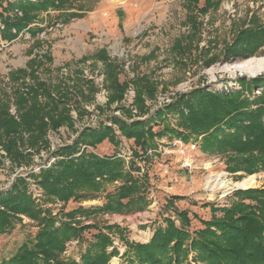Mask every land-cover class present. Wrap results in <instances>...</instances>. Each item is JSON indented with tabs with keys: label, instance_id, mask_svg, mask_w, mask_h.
<instances>
[{
	"label": "trees",
	"instance_id": "obj_1",
	"mask_svg": "<svg viewBox=\"0 0 264 264\" xmlns=\"http://www.w3.org/2000/svg\"><path fill=\"white\" fill-rule=\"evenodd\" d=\"M77 1L0 0V36L6 41L25 32L36 36L44 30L37 25L45 21L44 12L65 11ZM201 1L185 0L192 34L177 39L174 46L176 53L190 59L198 48L199 17L218 3L204 0L201 6ZM263 47L264 21L255 15L237 30L220 53L228 61L233 57L254 56ZM205 52L200 55L202 50L197 51L199 60L205 64L220 58L215 53L209 55V48ZM98 56L106 64L112 92L106 108L99 106V111L104 114L112 110L113 103L122 102L130 86L135 96L130 106L119 103L96 126L76 129L71 111L76 109L79 119H83L90 113L83 102H91L99 88L93 79L84 78L77 83L42 79L39 70L53 61L49 50L42 55L35 53L26 68L10 72V80L18 87L11 96L8 93L0 96V145L19 166L29 165L33 155L43 150L54 161L39 170L31 168L26 176L19 174L10 187L0 190V233L11 230L23 217L38 227L33 240L24 242L0 264H110L114 257H120L123 264H264V186L236 189L224 203L206 202L205 206L211 210L208 219L195 213L191 216L189 209L178 208L175 202L183 197L172 195L166 206L174 215L164 217L165 224L159 225L147 242L131 240L120 224H83L77 219V216L130 214L146 209L150 202V180L145 169L141 173L138 161L150 158L159 147L158 141L166 136L196 144L204 153L222 156L226 170L231 173L264 172V73L252 78L239 77L241 90L221 92L199 86L151 112L146 100L156 97V81L147 74H137L121 82L117 64L107 51L101 49ZM256 89H261V93L255 95ZM11 104L15 113L11 112ZM132 108L137 109L136 115ZM117 111L120 113L116 114ZM174 118L176 121L171 122ZM154 122L160 125L159 129H154ZM64 125L75 130L77 136L54 150L49 131H58ZM122 138L133 141L129 160L120 152ZM105 141L114 146L113 154L95 152ZM29 179L50 202L66 204L70 200L96 199L101 193L104 202L54 212L51 207L41 205V196L31 191ZM115 183L118 185L113 191H106L107 185ZM194 220L199 221V227L193 225ZM91 229L95 232L85 239L86 246L79 259L66 256L68 243L83 241L84 232ZM115 237L126 247L122 253Z\"/></svg>",
	"mask_w": 264,
	"mask_h": 264
},
{
	"label": "rangeland",
	"instance_id": "obj_2",
	"mask_svg": "<svg viewBox=\"0 0 264 264\" xmlns=\"http://www.w3.org/2000/svg\"><path fill=\"white\" fill-rule=\"evenodd\" d=\"M212 1L218 3L199 17L201 25L197 34L198 48L196 51L194 49L191 59L174 51L177 39H185L192 32L190 25L187 24L185 0H78L74 7L65 11L52 9L44 12L42 18L45 21L37 24L44 30L36 36L25 32L12 41L3 40L0 36V96L5 93L11 96L12 91L18 87L17 83L10 80L11 71L26 68L35 53L42 55L48 50L53 61L39 70L42 79L52 83L60 80L77 83L84 78L93 79L99 88L91 102H83L90 112L83 119H79L77 110L72 109L76 129L96 126L100 121L107 119V115L111 114L119 103L130 106L134 101L135 90L130 86L122 102L113 103L112 110H106L104 114L99 111V106L106 108L112 94L109 90L111 81L106 64L98 56L101 49H105L108 56L117 64L116 71L121 82L129 81L137 74H147L156 81L158 86L156 97L153 100H146L151 112L171 102L179 94L199 86L221 92L241 90L237 81L239 77H256L263 74L264 70L259 72L236 70L234 63L264 58V47L254 56L233 57L228 61L222 59L220 52L251 17L256 15L264 21V0ZM203 4L204 0L201 1V6ZM73 13H78L79 16H72ZM38 42L40 43L37 44ZM208 48L211 50L209 55L218 54L219 60L210 64L199 60L197 51L202 50L200 55H204ZM181 60L187 63L183 64ZM26 81L29 82L30 78L28 77ZM254 92L258 95L261 89ZM132 109L136 115L137 109ZM11 112H16L13 104ZM119 113L120 111L116 112ZM175 121V118L171 120ZM153 124L154 129H159V124L155 122ZM76 136L75 130H71L67 125L60 127L58 131L50 130L48 134L54 150L60 145L72 142ZM158 143V149L151 153L150 158L138 161V165L142 167L141 173L145 169L150 180L148 194L150 202L146 209L130 214L107 213L88 218L77 216V219L83 224L93 222L120 224L126 229L129 238L144 241L152 237L159 225L165 224L164 217L174 215L172 209L166 206V201L172 195L183 197L175 202L178 208L189 209L191 216L195 213L208 219L211 210L205 203H224L234 190L242 189L236 182L255 175L256 185L253 187L264 186V172L251 175H244L242 172L231 173L226 170L222 156L204 153L196 144H186L167 136ZM131 146L132 140L122 138L120 152L127 160L132 156ZM114 151V146L108 141L95 149V152L102 155H111ZM53 161L50 153L43 150L40 154L33 155L29 165L19 166L11 161L0 145V190L10 187L19 174L26 176L31 168L38 170V167L45 166V163L49 166ZM212 175L219 176L221 180L227 182V186L219 187L218 190L208 189L206 182ZM29 181L32 183L31 191L36 196H41L39 197L41 205L45 208L51 207L54 212L61 209L70 211L80 205L91 207L104 202V193L96 199L70 200L66 204L61 201L50 202L43 197L42 189L34 184L33 180ZM117 185L118 183L107 185L106 191H113ZM199 224L198 220L193 221L194 226L199 227ZM37 230L35 222L23 217L11 230L0 233V263L9 259L24 242L33 240ZM94 232V229L85 231L81 242L70 241L66 256L79 259L86 246L85 239L90 238ZM115 244L121 253L126 248L117 237ZM114 258L118 264H123L120 257Z\"/></svg>",
	"mask_w": 264,
	"mask_h": 264
},
{
	"label": "bare ground",
	"instance_id": "obj_3",
	"mask_svg": "<svg viewBox=\"0 0 264 264\" xmlns=\"http://www.w3.org/2000/svg\"><path fill=\"white\" fill-rule=\"evenodd\" d=\"M234 69L236 70L238 69L242 71L248 70L250 72H254V71L259 72L261 70H264V58L251 59L248 61L245 60V61L234 63ZM206 185L208 189L216 190L219 187H226L227 182L221 180L219 176L212 175L211 177L208 178ZM236 185L242 188L253 187L256 185V177L255 175L248 176L244 178L243 180L236 182ZM112 264H118V261L116 258L113 259Z\"/></svg>",
	"mask_w": 264,
	"mask_h": 264
},
{
	"label": "crops",
	"instance_id": "obj_4",
	"mask_svg": "<svg viewBox=\"0 0 264 264\" xmlns=\"http://www.w3.org/2000/svg\"><path fill=\"white\" fill-rule=\"evenodd\" d=\"M151 237H149L148 239L144 240V241H140V242H147ZM131 240H134L132 237L130 238ZM136 240V239H135ZM138 241V240H136ZM120 260V259H119Z\"/></svg>",
	"mask_w": 264,
	"mask_h": 264
},
{
	"label": "built area",
	"instance_id": "obj_5",
	"mask_svg": "<svg viewBox=\"0 0 264 264\" xmlns=\"http://www.w3.org/2000/svg\"><path fill=\"white\" fill-rule=\"evenodd\" d=\"M38 170H39V167H38Z\"/></svg>",
	"mask_w": 264,
	"mask_h": 264
}]
</instances>
